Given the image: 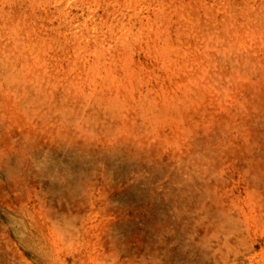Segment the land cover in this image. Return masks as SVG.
I'll return each instance as SVG.
<instances>
[{"label":"rangeland","instance_id":"374dc122","mask_svg":"<svg viewBox=\"0 0 264 264\" xmlns=\"http://www.w3.org/2000/svg\"><path fill=\"white\" fill-rule=\"evenodd\" d=\"M0 264H264V0H0Z\"/></svg>","mask_w":264,"mask_h":264}]
</instances>
